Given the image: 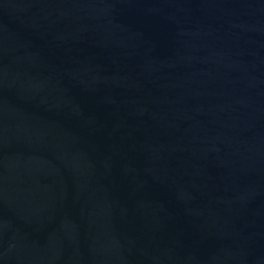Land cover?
<instances>
[{"label":"water","instance_id":"1","mask_svg":"<svg viewBox=\"0 0 264 264\" xmlns=\"http://www.w3.org/2000/svg\"><path fill=\"white\" fill-rule=\"evenodd\" d=\"M0 264H264V0H0Z\"/></svg>","mask_w":264,"mask_h":264}]
</instances>
